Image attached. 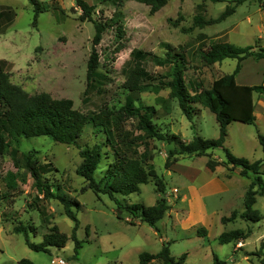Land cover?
I'll list each match as a JSON object with an SVG mask.
<instances>
[{"label":"rangeland","instance_id":"1","mask_svg":"<svg viewBox=\"0 0 264 264\" xmlns=\"http://www.w3.org/2000/svg\"><path fill=\"white\" fill-rule=\"evenodd\" d=\"M42 1L56 8L40 12L35 24L32 5L28 0L0 1L10 4L16 11L13 25L0 35V58L9 61L11 82L20 85L30 94L45 91L53 97L70 98L73 107L83 113L97 111L104 106L117 108L123 104L127 94L123 87V68L133 49H142L162 57L165 56L167 46L176 52L183 51L189 61L185 70L186 80L189 77L199 78L207 86L215 77L231 72L236 63L235 58H225L220 62L206 64L201 53L208 50L211 41H227L237 46H259L264 43V30L263 38H259V24L264 22V10L256 0H244L236 5L230 1V5H235L232 14L202 27H190L197 12L196 5L204 4L205 11L201 14L203 18L209 19L217 17L224 10L226 1L168 0L158 11L150 13L146 4L136 0H123L121 4L86 0L94 5L93 20L103 22L110 17L112 20L120 18L122 32L114 26L103 32L96 45L98 68L109 77V81L101 93L85 94L86 66L92 47L94 24L90 20L80 19L81 10L73 0ZM251 58L243 64L244 72H258L256 75H259V69L264 70V60ZM146 68L155 74L164 71L150 59ZM168 94V87L151 81L138 92V100L135 102L142 101L157 108L154 119L163 132L175 133L185 141L191 140L195 134L209 139L218 136V122L209 109L199 107L189 121L177 99ZM166 106L169 111L167 114ZM134 125L132 119H128L124 125L132 136L139 133ZM257 131L258 123L231 121L227 124L224 146L235 156L249 161L261 159L264 172V150L259 145ZM103 139L104 133L86 126L78 142L93 144ZM147 142L145 146L136 138L121 146L129 155L152 154L151 159L143 165L153 168L164 180V196L168 208L154 226L133 216L126 207L132 203L148 206L156 202L159 192L152 178L139 184L138 191L126 195L116 194L115 199L90 188L82 190L86 182L75 171L81 160L76 145L60 143L44 135L21 137L20 150H34V155L40 160L47 158L56 167L46 174L52 188H59L60 193L78 200L79 206L72 207L77 223L64 213L58 199L45 200L39 197L38 203L46 207L49 214L48 223L42 222L37 209L28 206L29 203L33 204L37 196L32 186L33 178L23 169L17 170L10 155L4 153L0 157V175L4 176L7 171L21 175L15 178L16 186L11 191L13 202L9 203L8 199L0 201V264H18L21 258H28L35 264H59L58 259H63L66 264H137L140 252L156 253L162 245L168 246L175 260L185 254L179 264H212L214 255L220 260L216 264H260L261 254L264 255V194H257L254 203L260 219L247 221L239 216L251 176L240 175V167L228 171L230 164L221 165L226 168H223V174L229 172L233 176L225 180L227 185L224 190L205 195V226L197 223L188 225L190 220H186V211L176 204L177 192L173 191V187L182 189L184 186L188 194H192L188 186L198 187L212 175L206 166L208 156L178 155V159L166 167V155L172 145L156 139ZM102 151L108 153L95 172L97 178L101 177L103 169L112 158L108 145H103ZM209 151L215 159L226 160L223 148ZM217 175L221 177V172ZM261 177L264 181V173ZM1 184L2 180L0 187ZM231 210L237 212L236 218L222 223L220 217L228 216ZM20 222L34 226V230L27 228V235L33 242H40L49 227L56 224L67 235L65 245H50L48 250L29 248L24 233L13 231V227ZM202 225L207 233L198 235L197 228ZM236 228L243 231L249 228L250 233L244 239L225 243L218 241L222 231ZM76 240L80 246L76 247ZM151 264L163 263L155 259Z\"/></svg>","mask_w":264,"mask_h":264},{"label":"trees","instance_id":"2","mask_svg":"<svg viewBox=\"0 0 264 264\" xmlns=\"http://www.w3.org/2000/svg\"><path fill=\"white\" fill-rule=\"evenodd\" d=\"M33 9V24H35L38 14L49 8L55 9L56 6L42 0H28ZM75 5L81 10L80 19L90 20L94 24V34L92 37L91 52L86 66V85L84 93L97 92L104 90V85L108 83L109 77L99 70L98 53L96 45L100 42L102 34L106 28L114 26L117 31L122 32L121 19L112 17L103 22L93 20L92 12L94 5L86 0H73ZM109 1L114 4H121L123 0H101ZM149 7L150 13H154L162 8L168 0H136ZM226 1L224 10L215 18L205 19L202 16L205 11L204 4L196 5L197 12L194 14L192 26L202 27L204 25L221 21L226 16L232 14L235 5L244 0H211ZM234 1L235 5L229 2ZM259 7L264 8V0H256ZM57 8H60L59 6ZM14 17V11L11 8L0 9V33L7 23ZM255 46L257 49L255 50ZM130 58L126 60L123 68L125 79L123 87L127 91L123 104L117 108H103L83 113L73 107L72 100L66 97H53L45 91L28 93L20 85L11 82L9 75V61L0 58V157L8 153L13 160L17 170L23 169L33 178L32 186L37 192L33 204L28 206L37 209L42 222L48 223V212L46 207L38 203L37 199H58L64 213L77 223V218L73 206H79L76 198H70L65 193H60L59 188H52L49 177L46 175L56 167L52 161L45 158L40 160L35 156L34 150L22 151L19 149L21 137L48 136L54 141L73 144L78 148L81 158L75 171L82 176L86 184L82 190L92 189L96 193H106L115 199L116 194L126 195L139 190V184L146 183L152 178L159 192V197L153 205H144L140 203L127 204L126 207L141 221H146L151 226L163 216L168 208L167 200L164 196L165 183L163 178L159 177L153 168H146L143 164L151 159L152 154L144 156L129 155L126 149H122L121 144L132 142L139 139L145 146L149 140L156 139L171 144L168 149L165 165L169 167L178 155H207L206 166L214 170L218 165L228 166L232 171L240 167V175L251 176V180L245 190L243 197V210L239 216L247 221H256L260 219L258 211L254 208L257 194H264V181L260 170L262 160L257 159L249 161L244 157H238L232 154L224 146L227 136V124L231 121L242 123H254V93L264 92V85L239 84L235 80V74L240 68V62L251 56L254 59L264 58V46L245 45L237 46L227 41H211L209 48L201 53V57L206 64L220 62L225 58H235L236 64L231 72L215 77L209 85H204L202 79L186 80L185 70L187 69L188 59L183 51H173L169 46L165 56H158L152 52L142 49H133L130 52ZM150 59L154 64L162 67V73L155 74L146 68V63ZM157 81L163 87L169 88V97L177 99L178 105L191 121L194 113L199 107L209 109L218 122L219 132L216 138H204L199 134L193 135L192 139L185 141L175 133L163 132L159 124L154 119L157 108L153 105L145 104L138 100L137 94L145 86ZM198 107V108H197ZM167 114L168 106L165 107ZM128 119L135 123V130L139 133L136 136L129 134L124 125ZM86 126H91L104 133L102 142L93 144H79L78 139ZM194 124L191 122V127ZM257 139L264 150V134L257 131ZM127 140V141H126ZM103 145H108L112 151V158L108 161L101 177L97 178L95 172L99 169L102 159L107 156V151H102ZM221 147L225 150L226 160L215 159L208 150ZM18 172L7 171L4 176L0 175L2 184L0 187V201L7 200L13 202L12 189L16 186ZM230 174L228 173L227 176ZM250 175V176H249ZM23 179V178H22ZM256 186V187H255ZM43 201V200H40ZM119 203V202H118ZM118 205H121L120 203ZM237 216V212L232 210L228 216H222L221 221L225 223L232 221ZM4 218V217H3ZM5 219V218H4ZM76 225V224H75ZM27 228L35 229L33 225H24L21 222L13 227L15 232H23L26 245L33 250H48V246H64L67 235L61 232L56 224H53L42 235L40 242H33L27 235ZM75 228V227H74ZM198 235H205V227L197 228ZM250 233L248 228L243 231L240 228L224 230L218 235V241L225 243L244 239ZM74 233L72 232V236ZM80 246L76 240V247ZM263 244L261 243V247ZM260 264H264V255L261 254ZM185 257L182 254L178 260H175L169 252L167 245H162L156 253L140 252L137 264H151L155 259L163 264H179ZM220 260L214 255L212 264ZM18 264H35L28 258H21Z\"/></svg>","mask_w":264,"mask_h":264},{"label":"crops","instance_id":"3","mask_svg":"<svg viewBox=\"0 0 264 264\" xmlns=\"http://www.w3.org/2000/svg\"><path fill=\"white\" fill-rule=\"evenodd\" d=\"M4 8L13 9L14 17L9 23H7L6 27H4L2 29L0 35L4 34L6 32V30L9 27H11V25H13V22H14L15 17H16V11L10 4L0 3V9H4ZM261 9L264 10V8H261ZM262 14L264 16V12ZM259 20L261 21L260 17H259ZM263 28H264V22H263V24H259V38L260 39L263 38V34H262V32L264 30ZM261 46H264V43ZM249 58H251V56L243 59L240 62V68L237 71V73L235 74L236 82L239 84H246V85H254V84L264 85V70L263 69H259V75H256L258 72H256V74H254V72L253 73H251V72L245 73L244 72L243 64ZM251 59H253V58H251ZM256 60H264V58H260V59H256ZM254 104H255V106H254V117H255L254 123L259 124V132L264 134V92H255L254 93ZM262 165H261V171H262ZM223 168H225V167L221 166V165L216 166L214 170H210L207 167V169L209 170V172H211L212 175L209 176L208 179L203 184L199 185L198 187H196L194 185L188 186L189 189L191 188L190 192H192V194H188L189 192H187V190H185L184 186H182V189H180L177 186L173 187V188L177 189V191H176L177 192L176 204H178L184 211H186V220H190L188 225L197 223V224H203L205 226L204 220H205V214H206V207L203 203V199H204L205 195L214 194V193H217V192L224 190L226 188V185H227V184H225L226 183L225 180H228L233 176V175L227 176V174L229 172H227L226 175L223 174V170H224ZM218 172H221V177H219V175H217ZM222 216H225V215H222ZM194 217H196V218L194 219ZM221 217H220V221H221Z\"/></svg>","mask_w":264,"mask_h":264},{"label":"built area","instance_id":"4","mask_svg":"<svg viewBox=\"0 0 264 264\" xmlns=\"http://www.w3.org/2000/svg\"><path fill=\"white\" fill-rule=\"evenodd\" d=\"M173 191H177L176 188H173ZM59 264H66V262L63 259H58Z\"/></svg>","mask_w":264,"mask_h":264}]
</instances>
